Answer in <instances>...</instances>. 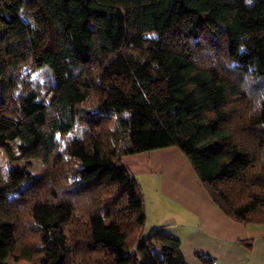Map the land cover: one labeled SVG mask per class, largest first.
Returning a JSON list of instances; mask_svg holds the SVG:
<instances>
[{
	"label": "trees",
	"instance_id": "obj_1",
	"mask_svg": "<svg viewBox=\"0 0 264 264\" xmlns=\"http://www.w3.org/2000/svg\"><path fill=\"white\" fill-rule=\"evenodd\" d=\"M0 80V149L72 165L67 188L23 208L43 175L0 173L1 261L186 264L179 239L143 236L141 186L121 163L167 146L225 215L264 224V0H0Z\"/></svg>",
	"mask_w": 264,
	"mask_h": 264
},
{
	"label": "crops",
	"instance_id": "obj_2",
	"mask_svg": "<svg viewBox=\"0 0 264 264\" xmlns=\"http://www.w3.org/2000/svg\"><path fill=\"white\" fill-rule=\"evenodd\" d=\"M121 163L138 182V175H145L154 187L156 210L149 230L179 239L186 264H206L197 254L209 257L210 264H264V224H244L225 215L177 147L125 155ZM145 211L146 224L147 203Z\"/></svg>",
	"mask_w": 264,
	"mask_h": 264
},
{
	"label": "rangeland",
	"instance_id": "obj_3",
	"mask_svg": "<svg viewBox=\"0 0 264 264\" xmlns=\"http://www.w3.org/2000/svg\"><path fill=\"white\" fill-rule=\"evenodd\" d=\"M30 1L27 2V4L24 7V11L28 13L31 9ZM35 73H38V78L41 83L43 84H49L52 81V76L51 74L46 71V70H37L34 73H32L33 76H35ZM117 82L124 84L125 80L121 75H117ZM1 86H2V81L0 80V99H1ZM87 127V124L84 120H78L76 123V126L74 127L73 131L69 134H64V135H58L60 141L62 142L61 147L63 145V142L65 140H68L71 137L78 136L80 135L81 131ZM107 128V126H105ZM104 128V127H103ZM10 169V168H15V169H25L28 171L31 177L34 176H39L43 175L45 182L41 185V188L38 189L39 191L37 192H31L28 194L26 199L21 200L22 208L26 206L32 199H46L48 198L49 194L51 192L58 193L61 190L65 189L68 187L67 182L70 179V174H71V169L72 165H68V171L65 172H60L59 165L58 166H53L52 163H47L45 164L41 159H15V157L11 158V156H8L5 150L0 149V173L3 174V171L5 169ZM145 175H138L137 178L140 179L139 183L142 184L143 187L142 189V194L145 203L148 204V209H149V218L147 223L145 224L142 234L143 236H147L151 231L149 230V226L151 225L153 221V216L155 213V206H154V196H155V191L154 187L151 186L150 181L147 180ZM138 180V179H137ZM52 194V193H51ZM79 199L78 197L73 198V201H76ZM82 199H84L82 197ZM18 205V203H14L13 205ZM79 210V209H78ZM79 212V211H78ZM80 213V212H79ZM27 216L23 215L21 216V223H25L27 220ZM105 222H108V218L105 219ZM21 228V227H20ZM23 230V228H21ZM62 229L65 231V233L68 235L70 238V233H68L67 228L62 226ZM28 234V235H27ZM33 234L32 231L26 230V232L23 234L24 236L27 235V238L30 236L31 239H28L26 242L29 241H34L33 237L30 235ZM23 236V237H24ZM26 238V239H27ZM0 262L4 264H38V260L32 259L30 261L26 260H15L13 258H5L3 257V260Z\"/></svg>",
	"mask_w": 264,
	"mask_h": 264
},
{
	"label": "clouds",
	"instance_id": "obj_4",
	"mask_svg": "<svg viewBox=\"0 0 264 264\" xmlns=\"http://www.w3.org/2000/svg\"><path fill=\"white\" fill-rule=\"evenodd\" d=\"M249 2H250V0H249Z\"/></svg>",
	"mask_w": 264,
	"mask_h": 264
}]
</instances>
